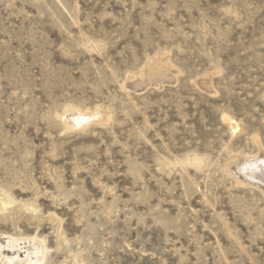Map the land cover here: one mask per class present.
Segmentation results:
<instances>
[{
    "label": "rangeland",
    "instance_id": "rangeland-1",
    "mask_svg": "<svg viewBox=\"0 0 264 264\" xmlns=\"http://www.w3.org/2000/svg\"><path fill=\"white\" fill-rule=\"evenodd\" d=\"M258 146L264 0H0V264H264Z\"/></svg>",
    "mask_w": 264,
    "mask_h": 264
},
{
    "label": "bare ground",
    "instance_id": "bare-ground-1",
    "mask_svg": "<svg viewBox=\"0 0 264 264\" xmlns=\"http://www.w3.org/2000/svg\"><path fill=\"white\" fill-rule=\"evenodd\" d=\"M150 65L152 64H149V66ZM149 70L152 69L150 68ZM143 74H146V76H141V82L136 85H131L132 83H130V85H128L129 88L138 92L145 90V88L154 85L155 83H158L160 86H162L165 82H171V79L167 78L164 71H157L153 73H151V71H146V73ZM198 85L205 90H211L209 83L206 81H203L202 84L199 83ZM67 112L68 111H66V113ZM64 116V122H66L68 128L84 127V125H86L87 123L89 124L96 119L99 120L105 117L104 113L101 111L94 113L73 111L70 114H64ZM197 163L199 164L201 162L199 161ZM227 170L230 171L228 173L231 176L232 174L236 175V181L238 180L240 184L245 186H247V184H251L250 186L256 187V189L264 195V149L262 148V146H258V152L255 154H244L236 156V158H234L233 161L227 165ZM32 241L38 253L37 260L35 262H31V260L28 258L21 259L19 256H14L11 258L5 257L6 260L4 261V264H40L41 257L43 256V252L45 250L44 245L35 238H32ZM7 243L10 244V248H18V243L15 239H11V241H8Z\"/></svg>",
    "mask_w": 264,
    "mask_h": 264
}]
</instances>
